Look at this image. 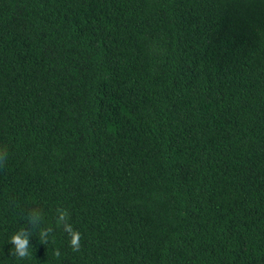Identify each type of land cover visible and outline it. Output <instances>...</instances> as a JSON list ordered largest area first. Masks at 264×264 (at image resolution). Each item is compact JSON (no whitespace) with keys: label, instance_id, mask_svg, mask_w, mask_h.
<instances>
[{"label":"trees","instance_id":"trees-1","mask_svg":"<svg viewBox=\"0 0 264 264\" xmlns=\"http://www.w3.org/2000/svg\"><path fill=\"white\" fill-rule=\"evenodd\" d=\"M0 146V264H264V0H0Z\"/></svg>","mask_w":264,"mask_h":264},{"label":"clouds","instance_id":"clouds-1","mask_svg":"<svg viewBox=\"0 0 264 264\" xmlns=\"http://www.w3.org/2000/svg\"><path fill=\"white\" fill-rule=\"evenodd\" d=\"M8 150L6 147L0 146V168H3L8 160ZM27 230L22 227L15 231L9 238V242L13 245L11 255L20 260L30 258L32 253L29 252L30 243L29 237L32 235V229L38 230L39 241L45 245L49 243V237L54 229L52 227H43V215L41 211L33 209L27 213ZM55 226L61 228L69 238V247L74 252H79L81 249V233L75 229L69 222L68 210L62 207L56 209ZM54 255L59 258L61 253L57 249Z\"/></svg>","mask_w":264,"mask_h":264}]
</instances>
